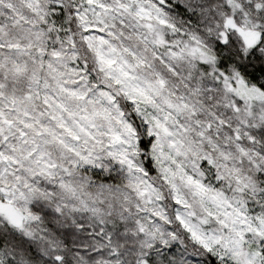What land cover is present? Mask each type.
Here are the masks:
<instances>
[{
    "label": "snow or ice",
    "instance_id": "snow-or-ice-1",
    "mask_svg": "<svg viewBox=\"0 0 264 264\" xmlns=\"http://www.w3.org/2000/svg\"><path fill=\"white\" fill-rule=\"evenodd\" d=\"M0 264H264V0H0Z\"/></svg>",
    "mask_w": 264,
    "mask_h": 264
}]
</instances>
